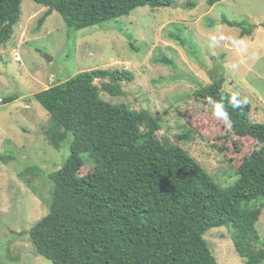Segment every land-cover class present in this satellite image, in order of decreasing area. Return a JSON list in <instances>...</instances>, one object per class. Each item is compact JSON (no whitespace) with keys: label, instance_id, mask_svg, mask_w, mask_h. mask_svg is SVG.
Wrapping results in <instances>:
<instances>
[{"label":"trees","instance_id":"trees-1","mask_svg":"<svg viewBox=\"0 0 264 264\" xmlns=\"http://www.w3.org/2000/svg\"><path fill=\"white\" fill-rule=\"evenodd\" d=\"M22 1L0 0V46L13 35ZM31 1L47 9L37 30L53 12L68 28L82 30L116 21L137 8L173 6V0ZM196 1L187 0L186 9L195 8ZM218 1L207 0V5ZM220 22L238 28L239 40L251 36L257 27L223 17ZM259 26L264 28V22ZM114 28L117 25L108 30ZM173 30L169 37L185 46L187 38H181V28L174 25ZM123 37L132 51H138L130 37ZM192 53L196 55L194 48ZM156 62L173 66L166 58ZM221 73L212 84L196 89L193 97L203 103L209 97L223 103L236 148L244 138L256 143L236 169V182L226 191L185 151L168 140H157L163 126L152 113L100 98V91L124 96L120 83L132 79L127 70L80 72L34 94V101L48 114L42 130L47 144L60 151L68 143L69 151L67 157L66 152L62 154L61 167L47 177L51 184L48 212L26 231L36 254L51 264H217L204 235L224 227L232 230L233 247L244 264H264V243L256 229L264 208V123L249 121L248 100L238 109L230 106L233 92L244 97L241 90L227 85V75ZM96 80L101 81L99 86ZM18 98L7 96L0 105ZM179 132L178 140L193 135L190 127L183 126ZM14 149H6L0 160L5 164L14 160ZM225 150L224 146L218 149ZM86 163L96 170L81 176ZM39 171L23 166L18 177L34 191L32 180Z\"/></svg>","mask_w":264,"mask_h":264},{"label":"rangeland","instance_id":"rangeland-1","mask_svg":"<svg viewBox=\"0 0 264 264\" xmlns=\"http://www.w3.org/2000/svg\"><path fill=\"white\" fill-rule=\"evenodd\" d=\"M186 4L187 0H173L170 8H137L116 21L82 30L68 28L53 12L37 30L47 9L22 1L13 35L0 46V100L14 94L19 97L0 105V154L17 148L14 160L6 164L0 160V264H51L36 254L26 231L48 212L51 184L47 177L61 167L62 154L66 152L67 157L69 151L68 143L60 151L47 144L42 130L48 114L33 95L80 72L127 70L132 79L120 83L124 96L100 91V98L124 103L134 111H149L163 126L157 140H168L185 151L223 191L236 182V169L256 143L244 138L237 149L232 144L236 138L229 137V125L213 115L210 104L196 100L193 92L212 84L223 71L227 85L241 90L249 101V121L264 123V28L259 26L264 22V0H219L212 7L207 0H197L193 9H186ZM222 17L257 27L251 36L239 40L240 30L221 24ZM209 22L214 26L209 27ZM111 25L117 29L109 31ZM174 25L181 28V38H187L185 46L169 37ZM122 35L130 37L138 51H132ZM159 58L173 66L157 63ZM183 126L190 127L193 135L178 140L175 136ZM222 146L226 147L223 153L218 151ZM23 166L40 170L32 180L34 191L18 177ZM95 170L86 163L80 175ZM256 229L264 243V208ZM232 233L220 227L204 235L217 264H244L233 247Z\"/></svg>","mask_w":264,"mask_h":264},{"label":"clouds","instance_id":"clouds-1","mask_svg":"<svg viewBox=\"0 0 264 264\" xmlns=\"http://www.w3.org/2000/svg\"><path fill=\"white\" fill-rule=\"evenodd\" d=\"M213 39H215V37H213ZM51 61H52V59H51ZM247 102L248 101L246 98L240 99L238 93H233L229 99V104L233 109H238V108L242 107L244 104H247ZM208 103L213 105V115L218 120L223 121L227 125L231 124L229 114L224 110L223 103L216 102L211 97L208 98Z\"/></svg>","mask_w":264,"mask_h":264},{"label":"water","instance_id":"water-1","mask_svg":"<svg viewBox=\"0 0 264 264\" xmlns=\"http://www.w3.org/2000/svg\"><path fill=\"white\" fill-rule=\"evenodd\" d=\"M45 57H46V56H45ZM46 58H47V61H49V62L51 61V58H48V57H46Z\"/></svg>","mask_w":264,"mask_h":264}]
</instances>
